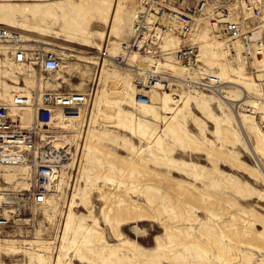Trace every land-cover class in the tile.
<instances>
[{
    "label": "rangeland",
    "instance_id": "374dc122",
    "mask_svg": "<svg viewBox=\"0 0 264 264\" xmlns=\"http://www.w3.org/2000/svg\"><path fill=\"white\" fill-rule=\"evenodd\" d=\"M79 3L0 2V27L19 32V46L61 61L44 76L15 65L0 43L1 100L41 83L93 93L88 116L51 130L50 143L70 155L60 188L47 205L8 218L0 264H264V73L228 66L222 43L194 38L204 72L216 58L225 84L245 82L260 101L242 106L253 114L239 110V126L210 93L154 92L149 107H137L133 74L103 67L99 53H120L140 0ZM17 186L29 187L23 166H0V192Z\"/></svg>",
    "mask_w": 264,
    "mask_h": 264
},
{
    "label": "built area",
    "instance_id": "2783aa9c",
    "mask_svg": "<svg viewBox=\"0 0 264 264\" xmlns=\"http://www.w3.org/2000/svg\"><path fill=\"white\" fill-rule=\"evenodd\" d=\"M234 1L245 3L247 18L234 20ZM200 23L208 24L213 35L239 40L246 59L264 55V0H142L141 8L133 16L131 35L120 43V53L113 58L115 64L131 69L137 104H147L153 89L171 91L177 83L193 93L218 92L222 83L217 75L212 68L204 72L199 65L202 63L196 61L198 44L190 37ZM172 38L179 40L174 48L166 45ZM19 40L15 30L0 27V41L12 45ZM8 53L13 62H28L44 76L59 69L58 58L39 48L26 50L18 46ZM131 56L137 61L142 59L144 65L133 66ZM169 62L187 65V76H175L168 68ZM90 96L88 91L58 92L45 86L43 91L33 90L30 96L13 90L9 100H0V164L23 166L29 181L27 189L17 186L4 192L0 235L8 226L9 217L20 218L44 205L58 187L62 158L49 143L48 129L54 109L60 107L66 118L77 120ZM26 105L35 110L30 127L24 126L20 116L13 112ZM260 125L264 127V122Z\"/></svg>",
    "mask_w": 264,
    "mask_h": 264
},
{
    "label": "bare ground",
    "instance_id": "6f19581e",
    "mask_svg": "<svg viewBox=\"0 0 264 264\" xmlns=\"http://www.w3.org/2000/svg\"><path fill=\"white\" fill-rule=\"evenodd\" d=\"M13 1H18V0H0V2H13ZM21 1H28V0H21ZM53 1L55 2L57 0H32V2H40V3H42V2L49 3V2H53ZM58 1H60V0H58ZM78 1L80 3L83 2V0H78ZM141 1L142 0H140L139 9L141 8ZM25 3H27V2H25ZM80 3H79V5H80ZM82 7H84V5H82ZM232 7H233V18H234V20H237V19H239L241 17L247 18L249 16V11L245 7V3L243 1L242 2H240V1H236L235 2L234 1ZM133 16H132V20H133ZM76 22L79 25L80 21L76 20ZM131 25H132V21H131ZM128 30H129L128 25L125 24L124 31H123V34H122V39L123 40L127 39L126 36H127ZM17 33L19 34V38H20L18 44L10 45V44H8L6 42H3V41H0V43L4 44V45H10L11 50H13L15 47H18L19 44L22 42V40H21L22 37H21L20 33L19 32H17ZM198 37H202L203 39L207 40L208 42L222 43V45L224 47L223 60L228 66H232L233 67L235 64H241V65H244V66H246V65L250 66L251 65V67H253V69L256 71V73H258V72L264 73V55L263 56L253 57V59H251V60L246 59L244 57V55H243L242 46H241V43L239 42V40L230 41V40L222 38V37L220 38V36L213 35L211 33V29H210L209 25L206 24V23H200L198 28H197V30H196V32H194L192 34V36L190 37L195 43L198 44V54H197V57H196V61L197 62L198 61L201 62V56H202V49H201L200 42H196V40H194V38H198ZM169 41L170 42H168L166 45L168 47L173 46V48H174L177 45L179 40H178V38H172ZM23 48L27 50V48H25V47H23ZM231 49H233V50H231ZM41 50H43L44 52H47L48 54H53V52H48L47 50H44V49H41ZM99 54H100L99 60L101 61L100 64L103 67L104 66L107 67L108 65H106V64H111V65H113L116 68H121L122 67V66H119V65L114 63L113 58L110 57V54H109V51H108L107 47L103 48L100 51ZM58 59H59V57H58ZM59 62H60L59 69L57 70V72L61 68V61H59ZM13 63L15 65H24V64H26L28 62H13ZM130 63L133 66H135L136 64L138 66H143L144 65V61L142 59L137 61L135 56H131ZM209 63L211 65L212 72L217 75V77H218V79L220 81V84L222 83V85H220L218 87V92H214V93H210V94L215 96L217 99H219V101H221L226 106V108L230 112V115H231L232 119H235L237 121V124L240 126L241 125V116L237 112L239 110H245V111L249 110V114H253V113L250 112L251 111L250 108H245V107H242V106H244V104L248 103V104H250L251 108L254 109L256 106L260 105V101L251 99L250 96H249V94L251 95V93L249 91L245 92V90H244V89H246L244 87V85H246L245 82H239V84H237V83L236 84H234V83L225 84V83L231 82L232 80L230 79V77L228 75H225L224 77L220 76V74H222V72L217 69L218 61H217L216 58H211L209 60ZM167 65H168V68L175 74V76H178L179 78H185L187 76V71H188V66L187 65H180V64H177V63H174V62H169ZM125 72L126 73H132L131 69H128V68H127V70ZM196 76H197V73H195L194 77H196ZM39 82H42V80H40ZM132 86H133V83H132ZM37 88H38V90L43 91L42 90V83L39 84V86ZM133 88H134V86H133ZM174 88L175 89H172L171 91L197 94L196 92L193 93V92L184 90L183 89L184 87L179 85L178 83L175 85ZM38 90H37V92H38ZM154 92L166 93V92H169V91L158 92V91L153 89L150 92L149 96H151V94H153ZM92 95H93V93L91 94L90 99L87 102V105L84 106L83 109L80 111L81 114H80V117L77 120H71V119L66 118L64 116L61 108L56 106V108L54 109V113L52 115L51 122L48 125L49 132L52 129H54V128H57V129H68L75 122L80 121L84 114L86 116H88L89 115V109H90L91 102H92ZM242 95H244V97H242ZM134 105L137 106V107H143V108L149 107L151 105V98L149 99V102L147 104H137L135 102V99H134ZM252 111H254V110H252ZM13 112L17 113L20 116L21 122H22V124L24 126H26V127L33 126L32 122H33V119H34L35 110H34V108L32 106H30V105L22 106L21 108L15 109ZM244 141L246 142V144L249 147V140L247 138H244ZM50 142L51 141L49 139V143ZM50 144H51V147H53V149L56 150V153L58 154V156L60 158H62V162L59 165L60 169L58 170V178H59L58 187L54 188L53 192L50 195H48L45 205H47L50 196L52 194H54L60 188L61 177L63 175V172H64V169H65L66 165H68L67 163H68L69 156H70V155H68V153L64 152V148H65L64 145L62 146L59 143H57V144L50 143ZM249 149H251V148L249 147ZM253 153L256 154L257 152L252 150V154ZM254 159L257 160L255 155H254ZM0 166H19V165H15V164H0ZM3 199H4V193L0 192V206H2V200ZM42 223L43 222H40V224H39V228H40L38 230L39 233H41L43 231V229H45V226H43Z\"/></svg>",
    "mask_w": 264,
    "mask_h": 264
}]
</instances>
